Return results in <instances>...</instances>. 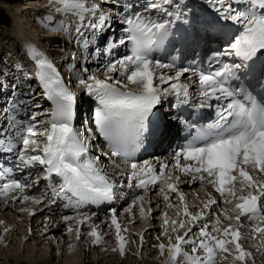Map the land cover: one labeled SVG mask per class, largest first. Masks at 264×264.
Listing matches in <instances>:
<instances>
[{"label": "snow or ice", "instance_id": "obj_1", "mask_svg": "<svg viewBox=\"0 0 264 264\" xmlns=\"http://www.w3.org/2000/svg\"><path fill=\"white\" fill-rule=\"evenodd\" d=\"M48 5L52 11L45 20L51 21L53 13L62 17L53 31L72 36L74 29V39L86 51L101 41L109 55L120 47L126 51L101 66L102 76L86 66L76 73L79 87L96 102L91 122L84 120L81 127L74 122L78 94L43 51L29 44L26 55L34 67L11 83L0 69V97L11 96L0 104V202L62 205L73 213L60 218L69 234L75 231L79 240L87 225L91 243L99 245L114 229L117 247L111 250L123 256L128 229L116 208L109 207L110 221L101 222L109 229L105 233L91 223L97 214L84 209L130 196L124 211L147 219L154 211L148 195L154 190L165 210L153 247L166 255L165 264H226L229 258L230 264H255L244 244L258 239L256 251L264 255V0H201L216 24L234 28L206 68L180 67L174 59L165 62L154 55L189 34L196 40L210 38L215 25L201 35L189 0H48ZM113 28L120 29L118 35ZM17 67L23 71L26 66ZM39 95L50 108L34 102ZM194 96L195 107L215 102L216 119L196 129L169 158L139 160L145 140L163 134L157 123L163 105L172 98L173 107L187 105ZM97 134L107 151L94 143ZM44 182L39 196L28 194ZM182 182H199L201 190L208 186L212 191L205 190L206 198L190 205ZM140 241L142 248L143 234Z\"/></svg>", "mask_w": 264, "mask_h": 264}, {"label": "bare ground", "instance_id": "obj_2", "mask_svg": "<svg viewBox=\"0 0 264 264\" xmlns=\"http://www.w3.org/2000/svg\"><path fill=\"white\" fill-rule=\"evenodd\" d=\"M33 3L29 6H22L16 2L13 5L14 8L9 7L6 9L13 19L15 35L22 40L26 53L29 44L36 46L38 50L43 51L48 58L52 60L62 74H67L70 80V75H72L70 67H72V69L77 68L76 60L82 55L81 52L85 51V49L83 47L80 48L79 44L74 39V29L72 36L53 31L57 25V23L55 25L52 23L54 18L51 21H47L44 19L47 13H45V15L44 13H39L36 8L40 10L49 7V12L52 11L51 7L48 5V0H44L42 3H40L39 0H33ZM189 3L190 7H193V10L199 17L197 28L200 34L203 35L205 27L211 26L210 13L206 8L202 7L201 0H191ZM31 15L32 18H30ZM69 19L74 20L75 18L72 17ZM32 21L34 24H32ZM210 33L211 31L209 34ZM54 34L64 37L66 41H61L60 47L55 52H52V49L49 47L44 48L43 43L45 39ZM204 40H207L205 44L209 45L208 39ZM193 41L196 44L201 42V40H196L194 37ZM76 46L80 49L78 50ZM8 51H10L9 53L11 55L9 54L7 58H13L15 62L14 67L7 68L6 66H1L0 69L5 71L6 79L10 83L12 75L13 77H19L23 74L17 65L26 66L23 67V72H26L29 68L34 67V62L32 64H27L26 62H29L30 59L26 57V53L24 51L22 53V51H19L13 46H10ZM73 53L76 54L77 59H73ZM92 64L93 63L90 62L84 65L88 67L90 71L96 72L98 75L102 76L101 66L103 64ZM74 80L76 81L75 88L77 92L79 85L77 80ZM80 89L81 87H79L78 90ZM38 91L40 90L38 89ZM79 93L81 97L87 96L84 91ZM37 97H40V99H37ZM34 98L37 99L34 102L38 103L42 108L51 107V103L49 101H44L45 98L42 95L35 96ZM5 99H11L9 93H5L3 97H0V104H3ZM42 118L43 117H38V119ZM166 118L168 121L167 125H169L168 130L164 132L162 130L163 134H158L155 137V140L159 143L158 146L161 147L171 141L172 130L176 126L175 121H173L170 115L167 114ZM164 149L165 147L161 148L159 151L155 152V154H163ZM95 154L97 153L94 151L93 155ZM101 161L109 168V171L112 170L104 157H101ZM16 175L19 176L18 173ZM186 180L185 178V181ZM45 183L46 182L41 183L43 185L40 184V187H43L44 190L40 191L38 186L37 188L30 189L28 194L39 196L41 192L45 191ZM180 189L186 194L190 205L200 204V202L206 198L205 190L210 191V187L208 186H206L205 190H201L199 182L192 184L182 182ZM197 193H199V199H197ZM148 195L154 201L152 204L154 211L151 217L147 219H141L138 212L129 214L124 211L131 200L130 196L122 199L120 202L116 201L111 205H89L84 209V211L89 214H97L92 219L91 223L100 225L101 233H105L109 232V229L107 224L101 222L106 219L110 221V217L108 210L104 211L103 209H109V207L116 208L117 216L122 227H127L128 229L127 232L123 233L129 240L126 246V254L123 256H121L118 251L113 252L111 250L117 247L114 229L110 235L104 236V241L99 245L91 243V238L87 235V233L91 231V228L87 225L82 226V235L79 240L76 239L75 231L69 234L67 232V225L60 218L62 215H72L73 213L69 210H64L62 205L47 208L44 204L35 205L30 201L24 203L17 201L15 205L11 202L7 205L0 202V221H3V223H0V236L3 237V240H0V264H165L166 255L162 257L159 251L153 247V245L158 243L156 237L160 235L162 231L161 212L165 210L164 202L162 199L156 198L154 190H150ZM173 202L176 203L178 201L174 200ZM157 203L160 204L159 208H156ZM22 208L31 209L35 214L30 215L28 211H20ZM191 210L195 211L196 209ZM170 214L174 216V213ZM4 228H9V231L5 233ZM33 228L34 232H32ZM194 231H196V229H194ZM140 234H143L142 248L139 247L141 244ZM165 242L167 241L165 240ZM70 245L71 247H69ZM258 245V239L246 241L244 244L246 248L253 252L255 264H264V255L256 251ZM230 260L231 258H229L226 264H230ZM249 264H251V261H249Z\"/></svg>", "mask_w": 264, "mask_h": 264}, {"label": "rangeland", "instance_id": "obj_3", "mask_svg": "<svg viewBox=\"0 0 264 264\" xmlns=\"http://www.w3.org/2000/svg\"><path fill=\"white\" fill-rule=\"evenodd\" d=\"M39 1H40V3H42L44 0H39ZM16 2H18L22 6H29V5H31V3H33V0H0V68H1V66H6L7 68H13L14 67L15 62H14L13 58H9V59L7 58V57H9L8 55L10 54L9 53L10 51H8L10 46H13V47L17 48L19 51H22V53H23V51L26 53V51L24 50V45L22 43V40H20V38L15 35L14 23L12 21L13 19H12L11 15H10L9 11L6 10L9 7L14 8L13 5ZM36 9L39 11V13H41V14L44 13V15H45V13H48L49 10H50L49 7H45V8H42L40 10H39V8H36ZM53 14H54V17H53L54 19L52 20V23H54V25H55L60 19H62V17L59 14H55V13H53ZM30 18H32V15L30 16ZM33 19H34V17H33ZM32 24H34L33 21H32ZM54 25H52V26H54ZM41 38H43V37H41ZM45 40H44V43H43L44 44V48L49 47L50 49H52L51 50L52 52H55L60 47L59 45H60L61 41H63V40L66 41L64 39V37H62V36H60L58 34H54V35L48 37ZM26 57H27V55H26ZM26 63L27 64H29V63L32 64L33 62L29 60V62H26ZM65 75L67 77V74H65ZM16 78H17L16 76L13 77V75H12V78L10 79L11 80L10 83L12 81H14ZM0 79H2V78H0ZM69 81H71V85L69 84L70 87H72L74 89L75 85H76V81L74 79L73 80H71V79L69 80L68 79L67 83H69ZM77 89H79V87ZM37 99L34 98L33 100H37ZM39 189H40V191L44 190L43 187H39ZM103 210L105 211V210H108V209H103ZM17 217H19V216H17ZM32 232H34V228H33Z\"/></svg>", "mask_w": 264, "mask_h": 264}]
</instances>
